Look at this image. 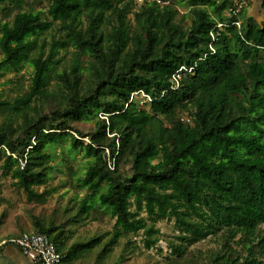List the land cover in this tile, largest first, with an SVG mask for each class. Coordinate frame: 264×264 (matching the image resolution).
Masks as SVG:
<instances>
[{
    "label": "trees",
    "instance_id": "1",
    "mask_svg": "<svg viewBox=\"0 0 264 264\" xmlns=\"http://www.w3.org/2000/svg\"><path fill=\"white\" fill-rule=\"evenodd\" d=\"M231 6L0 0V85L24 60L35 66L24 93L0 97L3 174L44 203L51 193L37 186L57 167L51 147L69 140L89 157L84 174L70 166L76 196L85 190L73 216L32 215L31 232L52 238L62 264H109L116 246L142 231L153 248L163 219L178 231L169 264H264V20L246 8L239 28ZM87 120L90 131L76 124ZM107 215L116 218L112 230L73 240L72 223ZM211 236L223 244L212 261L190 259V246Z\"/></svg>",
    "mask_w": 264,
    "mask_h": 264
},
{
    "label": "rangeland",
    "instance_id": "2",
    "mask_svg": "<svg viewBox=\"0 0 264 264\" xmlns=\"http://www.w3.org/2000/svg\"><path fill=\"white\" fill-rule=\"evenodd\" d=\"M178 5L182 14L189 10V7L184 4ZM44 7L45 4H39L36 6V11ZM231 8L230 14L233 16ZM247 8H249V13H251V15H254L260 20H264V0H250V5ZM1 15L2 13H0V16ZM187 20L188 22L190 21L189 18ZM54 33L55 29L46 35L48 42L52 41ZM58 49L60 55L65 53L61 46H59ZM66 55V59H68L71 54L66 53ZM34 73V64L27 60H24L18 69L7 70L5 76L1 79L0 97L15 99V97L24 93L29 88ZM2 119L0 115V122ZM76 124L85 131H90L95 123L93 120H87ZM87 137L88 136L85 137V140L89 142ZM51 151L54 153L53 164L57 167L52 170L47 184L37 186L39 192L48 190L51 193L44 203L30 202L24 188L19 187L16 180L11 175L6 176L3 174L2 163L0 162V185L3 197L0 206V247L5 241H9L11 237L19 235L23 230L33 231L34 223L32 215H40L47 220L56 218L57 221L64 222L76 212L78 200L81 195L85 193V190H81L80 195L76 196V189H74L71 184L70 166L75 170V177L84 174L87 170L89 157L82 151H76L70 148L69 140L51 147ZM67 209L69 210L67 211ZM115 222L116 218L107 215L101 219L90 218L82 224L72 223V227L75 229L73 240L89 238L95 234H101L105 231L112 230ZM157 226L160 227L162 233L159 245H162L164 248L163 252L157 247L159 245L153 248H147L145 242L146 234L142 231L139 235L132 237L135 241L133 243H129V238L123 239L108 258V263L169 264L170 259L166 257L169 253L170 241H175L176 235L178 234L176 224L173 219H163L157 222ZM9 246L13 245L10 244ZM222 247L223 244L221 240L211 236L190 246L187 255L190 259H196L202 263H209L212 261L209 257L210 253L220 250ZM244 251L245 250L242 249V253H244ZM0 257H2V255H0ZM96 257L97 254L92 256L91 262H94ZM189 258L186 259V261H189ZM180 264L184 263L182 262Z\"/></svg>",
    "mask_w": 264,
    "mask_h": 264
},
{
    "label": "built area",
    "instance_id": "3",
    "mask_svg": "<svg viewBox=\"0 0 264 264\" xmlns=\"http://www.w3.org/2000/svg\"><path fill=\"white\" fill-rule=\"evenodd\" d=\"M160 3H169L170 0H152ZM233 5L231 8L233 16L236 17L235 24L241 28L243 25V19L241 17L242 12L250 5V0H232ZM220 27H223V23H219ZM215 38L216 33L212 32ZM214 49V48H213ZM186 65H182L173 75L175 80L174 85L178 88L181 85L182 71L187 70ZM194 66L190 67V71H193ZM151 98V97H149ZM90 141V137H87ZM25 164V163H24ZM114 168V165L112 166ZM11 245L18 247L26 256H28L34 264H62V254L58 250L56 244L52 238L43 232H31L27 231L23 234L10 238ZM7 243V241H5ZM4 243V244H5Z\"/></svg>",
    "mask_w": 264,
    "mask_h": 264
},
{
    "label": "crops",
    "instance_id": "4",
    "mask_svg": "<svg viewBox=\"0 0 264 264\" xmlns=\"http://www.w3.org/2000/svg\"><path fill=\"white\" fill-rule=\"evenodd\" d=\"M248 14L251 15V13ZM254 16V15H253ZM1 264H34L18 247L8 246L0 257Z\"/></svg>",
    "mask_w": 264,
    "mask_h": 264
},
{
    "label": "water",
    "instance_id": "5",
    "mask_svg": "<svg viewBox=\"0 0 264 264\" xmlns=\"http://www.w3.org/2000/svg\"><path fill=\"white\" fill-rule=\"evenodd\" d=\"M1 264V263H0Z\"/></svg>",
    "mask_w": 264,
    "mask_h": 264
}]
</instances>
